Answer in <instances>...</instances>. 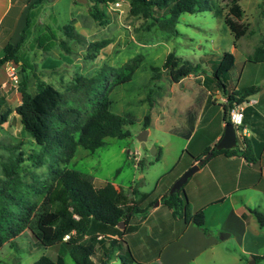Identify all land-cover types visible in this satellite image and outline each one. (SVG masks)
Wrapping results in <instances>:
<instances>
[{"label": "rangeland", "instance_id": "rangeland-1", "mask_svg": "<svg viewBox=\"0 0 264 264\" xmlns=\"http://www.w3.org/2000/svg\"><path fill=\"white\" fill-rule=\"evenodd\" d=\"M120 2L118 8L104 7L107 22L102 25L89 15L91 0L86 2L47 0L41 3L31 13L30 25L19 53L28 65L25 69L28 71L30 93L35 92V78L32 75L34 73L63 93L65 101L60 103L59 107L64 111L75 107L79 111L77 110L78 113L73 115L81 121L90 112L91 104L99 93L110 87L109 109L132 121L124 127L129 131V137L106 138L105 144L93 152L78 146L66 166L91 176L95 184L97 183L95 179H98L100 182H111L126 187L133 185L141 192L151 193L158 177L172 175L170 173L179 171L189 160L185 151L174 170L170 172L181 154L184 138L182 134L190 130L192 114L188 110L194 111L193 106L197 102L190 97L194 93L191 89L195 90V93L202 91L204 93L214 87L211 73L224 52H231L236 57L235 66L221 76L222 82L226 84V92L235 85L238 73L244 64L243 84L258 86L260 91L251 98L261 95L263 100L264 61L248 60L247 57L260 56V54L251 56L256 47H262L264 52V0H239L243 16L238 20V24L246 29V34L237 40L226 23L230 19L236 20L228 11L226 0H209L212 10L182 13L176 24L177 34L162 32L151 26L148 19L132 16L128 10L129 0ZM29 3L30 0H27V9ZM216 10H221V13H216ZM160 14L161 11L155 12V15ZM24 24L25 21L22 19L11 42L19 40ZM66 24H71L80 38H68L62 29ZM40 38L44 39L42 45L38 42ZM62 41H66V45L70 48L69 52L61 48ZM93 43L100 45L97 48L99 53L95 58L91 56L96 55ZM169 52H174L189 61L197 68V72L183 77L181 82H173L168 69L162 66ZM1 55L2 49H0ZM13 64L16 66L17 82L11 80L7 74V68ZM125 64L135 66L130 79L113 84L115 71ZM21 65L7 62L0 71V97L4 100L0 104V114L6 108L13 109L20 103L17 85L22 71ZM201 73L206 74L212 84L210 81L201 85L203 84ZM79 77L80 82H77L76 79ZM89 78H94V83L88 84L93 86L92 90L82 86L75 89V86L82 82L87 85ZM221 94H224L223 89ZM262 104L264 103L261 102L260 105ZM146 114L150 116L148 124L150 133L147 135L145 147L142 148L136 136L144 129L148 130L143 127ZM213 114L214 111L211 115ZM258 119L253 118V115L248 117L250 131H253L251 122ZM59 126L58 120L53 121L52 128ZM260 127L264 130L263 122ZM214 128L215 123H212L206 134L210 136ZM74 133L77 136V133ZM261 136L263 139L264 133L261 132ZM40 149L41 146L36 144L22 127L19 115L12 111L7 121L0 124V180L4 178L2 164L22 151L24 161L20 164L19 172L23 184L20 187L36 190L33 178L46 177L49 154H46L48 159L41 166H34L33 161L28 157L32 153L39 154ZM135 149L139 151L138 157L141 163L140 160L136 162L132 157ZM156 149L160 150L161 156L157 161L151 154V151ZM213 157L207 159L200 166L201 169L190 176L184 183L185 187L195 183L210 186L208 174H210V165L215 163ZM167 179L165 178L164 182ZM122 188L121 190L129 196V201L136 198V195L131 193V189ZM262 188L261 185L258 189ZM245 204L250 209L256 208L264 212V193L258 196L254 195V192H248L245 195ZM256 225L261 231L259 235L245 234V248L251 247L253 253L258 254L253 255L257 256L256 259H253L249 253L242 254L234 238H226L220 242L227 251L241 256L240 264H252L253 260L255 264H264V226ZM206 226L211 228L208 224ZM222 233L224 232L221 231L219 237ZM41 255L53 259L60 255L66 264H74L64 245L44 246L31 236L30 232L18 235L14 240L0 247V264H33ZM211 259V254H204L203 261L199 260L198 263L210 264ZM217 263L236 264L229 255L224 260L219 261L217 258ZM109 264L122 263L118 258H114Z\"/></svg>", "mask_w": 264, "mask_h": 264}, {"label": "trees", "instance_id": "trees-1", "mask_svg": "<svg viewBox=\"0 0 264 264\" xmlns=\"http://www.w3.org/2000/svg\"><path fill=\"white\" fill-rule=\"evenodd\" d=\"M45 1L47 0H30L19 40L4 44L0 56V70L7 62L22 64L17 85L20 103L13 109L6 108L1 112L0 124L5 123L9 114L14 111L19 115L24 130L30 134L36 144L41 146L39 154L32 153L28 157L33 161L34 166L43 165L48 159L46 154H49L47 175L44 179L33 178L36 183L34 191L20 187L23 184L19 172L20 164L24 161L22 151L2 164L4 178L0 180V247L6 242H11L18 235L30 232L31 236L44 246L64 245L74 264H109L114 258H118L122 264H130L135 262V259L129 248L124 246L121 236L133 227L130 224L132 219L142 218L146 210L150 208L153 201H150L145 208L140 207V203L146 200L149 194L132 189L131 193L136 195V198L129 201L127 193L117 189L113 183L106 182L102 187H95L91 176L70 169L66 164L73 157L78 146L93 152L105 144L106 138L129 137L130 133L124 127L132 121L109 109L110 87L99 93L91 104L90 112L81 121L73 115L79 111L75 107L65 111L59 107L60 103L65 101L63 93L34 73L32 75L35 78V92L30 93L28 71L25 69L28 65L19 52L27 35L32 11ZM91 1L89 15L100 25L105 24L107 13L104 7L108 2L116 0ZM226 5L228 11L236 18V20H227L226 23L237 40L246 34V29L238 24V20L243 16V10L239 0H226ZM128 10L132 16L148 19L151 26H155L162 32L177 34L176 24L182 13L212 10V7L209 0H129ZM157 11H161V14L155 15ZM216 13H221V10H216ZM62 29L68 38H80L71 24L63 25ZM38 42L42 45L44 39L40 38ZM60 46L69 52L70 48L66 45V41H62ZM92 46L95 48L96 55L91 56L95 58L99 53L97 48L100 45L93 43ZM262 53H264L262 47H256L251 56L257 54L260 56L247 57V59L264 61ZM162 66L168 69L175 83L197 72L195 66L174 52L167 54ZM234 66V54L224 52L211 73L214 80L213 88L226 89L221 76ZM134 67L125 64L116 70L113 84L128 81ZM202 74L205 83L211 81L206 74ZM80 79V77L77 78V82H80ZM93 83L94 78H89L87 85L82 82L80 85L77 84L75 89L82 86L92 90L93 86L88 84ZM258 91V86L249 85L227 94L226 103L223 105V117L226 124L229 123L227 113L232 104L247 102L248 98ZM3 102V98L0 97V104ZM248 109L249 107L246 106L245 115ZM55 120L60 123L58 128H52ZM149 121L150 116L146 114L143 121L144 128L149 126ZM249 149L245 142L243 149H237L235 146L219 150L213 148L211 151L212 157L216 154L231 156L241 153L248 162H253L247 156ZM209 152L207 149L204 154ZM159 159L160 151L158 150L154 160ZM141 162L140 160L139 163ZM179 191L172 194L166 192L161 197V204L172 209L175 215L185 214L195 226L206 232L203 210L199 209L191 215L185 208ZM251 212L256 223L263 227L264 212L258 209H251ZM121 221L124 223L123 228L118 227ZM66 235L68 238L64 239ZM251 256L253 259L257 257ZM33 264H66V262L60 255L55 259L41 255Z\"/></svg>", "mask_w": 264, "mask_h": 264}, {"label": "crops", "instance_id": "crops-1", "mask_svg": "<svg viewBox=\"0 0 264 264\" xmlns=\"http://www.w3.org/2000/svg\"><path fill=\"white\" fill-rule=\"evenodd\" d=\"M71 1L73 2V0ZM26 3L27 0H0V49L7 42H11L20 21L22 19L25 21ZM243 71L244 64L238 73L235 85L229 92L224 89V94H221V88L211 87L204 93L203 91L195 93V90L191 89L194 93L190 97L197 102L193 106L194 111L188 110L192 114L190 130L182 134L184 138L181 154L170 172L174 170L185 151L188 153L189 160L183 164L179 171L172 172L170 173L172 175L163 178L158 177L155 180L152 192L147 193L149 196L140 203V207L145 208L150 201L157 202L154 204L152 202L142 218L132 219L130 224L133 227L121 236L125 243L124 246L129 248L135 259L134 263L189 264L194 262L200 264L198 262L199 260L203 261L204 254H211L210 264H220L217 263V258L219 261L224 260L227 255L236 264H240L241 256L227 251V248L221 245V240L226 238L236 239L242 254L246 252L250 255H258L253 253L254 250L251 247L245 248V234L250 233L253 236L261 233L256 227L257 223L251 209L245 206V195L248 192H254V195L258 196L264 193V138L262 139L261 136V132L264 133V130L260 127L262 122L264 124V104L260 105L261 102L264 103V97L262 100L260 93L257 94L258 97L253 99L250 96L248 101L244 102V105L246 103L245 107L248 106L249 109L246 111V115L244 111L243 142L236 136L237 149H243L246 142L250 148L247 156L253 162H248L241 153L231 156L217 154L213 157L215 163H210L212 164L209 169L210 174L207 173L210 177V186L195 183L190 187L183 185L179 189V196L183 199L185 208L191 215L199 209L203 210L206 232L195 226L185 214L175 215L172 209L161 204V197L169 191L173 182L192 164L198 163L204 157L205 151L207 149L211 151L222 137L226 124L223 117V105L226 103L228 93L245 87V83L243 84L242 81ZM200 76L202 77L201 83H203L201 85H205L204 75L201 73ZM217 105L218 107H216ZM213 111L214 114L211 115ZM250 115H253V118H259L257 121L251 122L252 130L257 133H253L249 129L250 125L247 120ZM212 123H215V128L209 136L206 132ZM147 128L149 135L150 127ZM158 149H156V153ZM134 166L136 167V163ZM200 169L201 167L197 171ZM140 177L142 178L143 175L141 174ZM165 178H168L166 182H164ZM95 180H97L96 184L93 183L95 187H102L106 183L100 182L98 179ZM261 185L263 188L258 189ZM114 186L117 189H123L122 187L131 190L138 189L133 185L126 187L114 184ZM207 224L210 225V229L206 226ZM221 231L228 235L222 233L219 237Z\"/></svg>", "mask_w": 264, "mask_h": 264}, {"label": "water", "instance_id": "water-1", "mask_svg": "<svg viewBox=\"0 0 264 264\" xmlns=\"http://www.w3.org/2000/svg\"><path fill=\"white\" fill-rule=\"evenodd\" d=\"M52 1V0H49ZM78 2H86V0H77ZM147 135H148V130L144 129L139 135L136 136L137 141L140 143V146L143 148L145 147L146 144V140H147ZM237 144L236 141V131H235V127L232 123H227L225 124V128H224V133L222 135V137L220 138V140L215 144L214 148L219 150V149H230L235 147ZM154 148V147H152ZM153 150V149H152ZM156 153V150L151 151V154L154 155ZM213 152L210 151L209 153H207L203 158H201L198 163H194L192 164L189 168H187L171 185L168 193L172 194L176 191H178L183 185L184 183L187 181V179L193 174L195 173L200 165L202 163H204L208 158H210L212 156ZM157 202V201H156ZM119 228H123L124 227V223L123 221H121L118 225ZM226 234V236L228 235V233H223ZM252 264H255V261H252Z\"/></svg>", "mask_w": 264, "mask_h": 264}, {"label": "built area", "instance_id": "built-area-1", "mask_svg": "<svg viewBox=\"0 0 264 264\" xmlns=\"http://www.w3.org/2000/svg\"><path fill=\"white\" fill-rule=\"evenodd\" d=\"M120 1L121 0L108 2L106 7L115 6V8H118L120 6V4H121ZM15 68H16V66L14 64L9 66L7 68V70H8L7 74H8V77L11 80H13L14 82H17L18 81V76H17V74L15 72ZM245 105H246V103H245ZM245 105H244V102L243 103L234 102L232 104V107L229 109V111L227 113V119H228L229 123H232L234 125V127H235L237 139H240V141H242V142L244 140L243 139L244 128L242 126H243ZM129 151L130 150H128V152ZM138 156H139V151L137 149H135L132 152V157H133L134 160H136V162H138L140 160ZM67 238H68V235H66L64 237V239H67Z\"/></svg>", "mask_w": 264, "mask_h": 264}]
</instances>
